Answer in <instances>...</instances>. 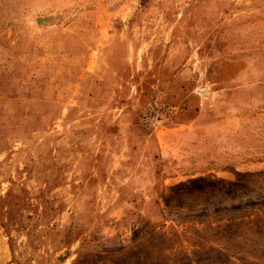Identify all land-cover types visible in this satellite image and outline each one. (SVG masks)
Masks as SVG:
<instances>
[{
	"label": "rangeland",
	"instance_id": "rangeland-1",
	"mask_svg": "<svg viewBox=\"0 0 264 264\" xmlns=\"http://www.w3.org/2000/svg\"><path fill=\"white\" fill-rule=\"evenodd\" d=\"M0 73V264H264V0H0Z\"/></svg>",
	"mask_w": 264,
	"mask_h": 264
},
{
	"label": "crops",
	"instance_id": "crops-1",
	"mask_svg": "<svg viewBox=\"0 0 264 264\" xmlns=\"http://www.w3.org/2000/svg\"><path fill=\"white\" fill-rule=\"evenodd\" d=\"M1 75H2V73H0V87L5 88L3 85V82L1 80V77H2ZM3 88H2V90H0V110H1V108H6V112L7 113L10 112L11 117H16L19 119L20 122H23V117H25L26 115H29L30 110L32 111V106L35 105V102L32 104L31 101L36 100L39 97L30 96V95H26V94H22V93H18V92L9 93V92H11V90H8L6 88L3 89ZM25 103H27L28 106H31V109H29V108L26 109V110H29L28 113H26L25 109L23 108ZM13 105H14V108H13ZM43 116L48 117L47 110H43ZM24 129L25 128H24L23 124H21L17 131H19V130L21 131ZM3 138H4L3 136L2 137L0 136V151L3 150L4 148H7L10 145L7 143V141H1V139H3Z\"/></svg>",
	"mask_w": 264,
	"mask_h": 264
}]
</instances>
